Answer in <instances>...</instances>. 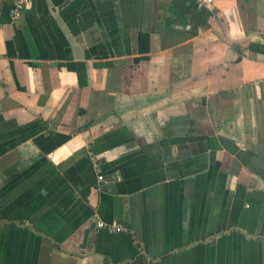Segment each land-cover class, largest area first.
<instances>
[{
	"label": "crops",
	"instance_id": "crops-1",
	"mask_svg": "<svg viewBox=\"0 0 264 264\" xmlns=\"http://www.w3.org/2000/svg\"><path fill=\"white\" fill-rule=\"evenodd\" d=\"M0 264H264V0H0Z\"/></svg>",
	"mask_w": 264,
	"mask_h": 264
},
{
	"label": "built area",
	"instance_id": "built-area-1",
	"mask_svg": "<svg viewBox=\"0 0 264 264\" xmlns=\"http://www.w3.org/2000/svg\"><path fill=\"white\" fill-rule=\"evenodd\" d=\"M11 5V20H18L23 11L33 0H7ZM196 3L205 8H209L214 4L215 0H195ZM102 179V177H99ZM95 227L98 230H103L108 233H128V229L116 222H104L99 218H96Z\"/></svg>",
	"mask_w": 264,
	"mask_h": 264
}]
</instances>
